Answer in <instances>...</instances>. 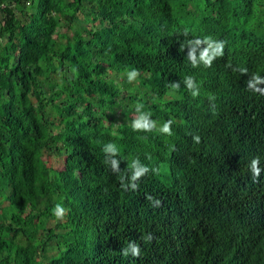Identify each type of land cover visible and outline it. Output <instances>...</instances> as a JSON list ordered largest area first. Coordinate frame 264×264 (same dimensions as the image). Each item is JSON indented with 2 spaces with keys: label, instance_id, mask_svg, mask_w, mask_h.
Returning a JSON list of instances; mask_svg holds the SVG:
<instances>
[{
  "label": "trees",
  "instance_id": "16d2710c",
  "mask_svg": "<svg viewBox=\"0 0 264 264\" xmlns=\"http://www.w3.org/2000/svg\"><path fill=\"white\" fill-rule=\"evenodd\" d=\"M205 37L228 49L210 67L190 68L188 52L198 58L206 44L195 41ZM256 54L264 70V0H0V264H154L144 247L145 199L119 177L130 176L133 158L178 154L180 172L202 186L198 202L190 186L173 201L182 221L199 216L196 238L228 243L223 264H264V207L233 197L264 191V115L250 93L238 104L243 74L233 71ZM132 69L138 76L129 82ZM186 76L199 96H190ZM228 76L231 95L217 96ZM178 81L192 98L160 105ZM137 105L157 124L200 114V142L185 143L179 125L171 136L134 131ZM109 142L120 149L118 172L104 163ZM56 203L67 209L63 218ZM130 241L138 258L121 255Z\"/></svg>",
  "mask_w": 264,
  "mask_h": 264
},
{
  "label": "clouds",
  "instance_id": "9594fccd",
  "mask_svg": "<svg viewBox=\"0 0 264 264\" xmlns=\"http://www.w3.org/2000/svg\"><path fill=\"white\" fill-rule=\"evenodd\" d=\"M189 43L191 44L192 41H189ZM195 43L206 45L201 47L202 50L198 58L195 55V49L189 50L188 59L192 63L190 68L199 66L205 69L210 67L213 60L215 58L219 60L226 49H228L225 41L214 40L211 37H205L203 41L196 40ZM260 58L256 54L248 61L246 68H234L233 71L238 70L243 74L240 86H243L244 94L238 104L241 105L243 103L245 92L250 93L249 104L260 115H264V70L262 63H260ZM228 67H231V65H228ZM137 76L138 71L136 69H132L127 73L129 82L135 80ZM223 79L221 81L224 83L222 85L219 84L216 94L220 97L230 96V87L234 85L233 76ZM183 84L191 94L190 96L193 98L199 96L200 85L192 76H186ZM170 87L172 89L165 96V99L159 98L161 101L160 105L163 106L164 103L168 102L167 105L171 106L175 104L174 102L179 103L184 99L192 98L189 95H182L183 89L180 88L179 81L173 82ZM215 99V96L209 95L210 108L213 113L216 110ZM142 107V105H137V113L133 116L130 114V117L134 119L131 124L134 131L151 132L156 130L161 134L171 136L173 134L172 129L179 125L180 134H184L186 137L185 143L189 139L196 143L200 142L199 129L196 127V124L199 125L203 120V118H200V114L194 116L192 121H190V117L181 121L168 118L163 123L157 124L156 121L151 119L150 113L142 111ZM146 107H150L149 103ZM161 117L165 119L162 114ZM142 139H147V137H142ZM102 151L106 154L104 163L110 164L113 172H118L119 161L113 157L119 155V147L115 143L109 142L103 146ZM134 153L135 155L138 153L136 148L133 149ZM178 155H176L175 161H172L171 157L162 155L163 161L160 163L152 162L150 158H146L145 162L140 161L138 157L133 158L127 166L130 176L125 179V175L119 177L121 188L125 190L131 188V191L139 192L140 196L145 199V217L142 220L148 224L145 230V240L149 243V247L147 242H145L144 247L149 249V251L152 248L150 254L154 264H166V262L169 264H223V256L227 252L228 243L226 241L221 243L219 241H207L199 237L196 238L194 233L199 216H195V218L189 214L188 225H186L181 219V215L184 213L182 205L179 207L177 205L173 206V201H181L180 196L184 189L186 191L188 186H190V188H187L189 198L194 202H198L197 198L200 194V188H202L199 184L191 185L192 177L187 178L185 177L187 175H183L182 171L180 172ZM64 162L65 159L61 158L56 163H62L63 168ZM259 165L260 158L258 156L253 157L248 165L252 173L250 174V180L254 183L257 182L261 173ZM153 185L164 190L155 191ZM233 197L236 203H256L264 207V191L235 190ZM52 211L57 218H63L67 209L61 203H56ZM129 254L137 258L140 256V247L134 241H130L126 247L121 249V255L127 257ZM165 258L171 261H165Z\"/></svg>",
  "mask_w": 264,
  "mask_h": 264
},
{
  "label": "rangeland",
  "instance_id": "374dc122",
  "mask_svg": "<svg viewBox=\"0 0 264 264\" xmlns=\"http://www.w3.org/2000/svg\"><path fill=\"white\" fill-rule=\"evenodd\" d=\"M63 36H64V35H59L58 38H59V37H63ZM122 80H123L122 77H120V78H119V82L122 83ZM54 164H55V165H54V168H55V169H57V170H61V169H62V163L57 164L56 161H55Z\"/></svg>",
  "mask_w": 264,
  "mask_h": 264
}]
</instances>
